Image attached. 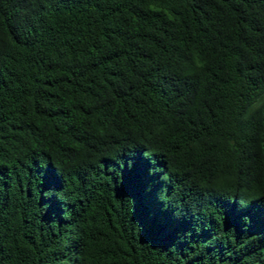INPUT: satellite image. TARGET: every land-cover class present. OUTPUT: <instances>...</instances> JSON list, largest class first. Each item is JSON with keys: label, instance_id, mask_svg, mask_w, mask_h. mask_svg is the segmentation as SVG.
<instances>
[{"label": "trees", "instance_id": "obj_1", "mask_svg": "<svg viewBox=\"0 0 264 264\" xmlns=\"http://www.w3.org/2000/svg\"><path fill=\"white\" fill-rule=\"evenodd\" d=\"M0 264H264V0H0Z\"/></svg>", "mask_w": 264, "mask_h": 264}]
</instances>
